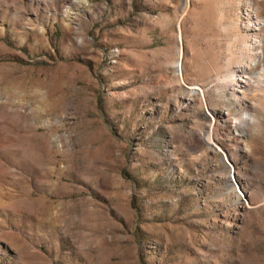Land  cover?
Instances as JSON below:
<instances>
[{
	"label": "rangeland",
	"instance_id": "374dc122",
	"mask_svg": "<svg viewBox=\"0 0 264 264\" xmlns=\"http://www.w3.org/2000/svg\"><path fill=\"white\" fill-rule=\"evenodd\" d=\"M258 74L264 0H0V264H264Z\"/></svg>",
	"mask_w": 264,
	"mask_h": 264
},
{
	"label": "clouds",
	"instance_id": "9594fccd",
	"mask_svg": "<svg viewBox=\"0 0 264 264\" xmlns=\"http://www.w3.org/2000/svg\"><path fill=\"white\" fill-rule=\"evenodd\" d=\"M257 79H264V77L257 76ZM247 117V125L248 130L251 132V134L258 136V137H264V117H257L253 114H242L240 117H235L232 121L233 126H242L240 121Z\"/></svg>",
	"mask_w": 264,
	"mask_h": 264
},
{
	"label": "bare ground",
	"instance_id": "6f19581e",
	"mask_svg": "<svg viewBox=\"0 0 264 264\" xmlns=\"http://www.w3.org/2000/svg\"><path fill=\"white\" fill-rule=\"evenodd\" d=\"M212 128L210 127V130H211Z\"/></svg>",
	"mask_w": 264,
	"mask_h": 264
}]
</instances>
